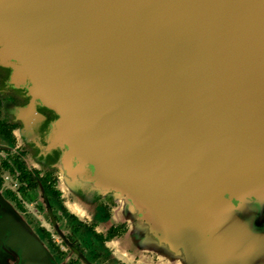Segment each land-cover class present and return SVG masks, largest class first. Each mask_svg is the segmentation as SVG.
<instances>
[{
	"label": "water",
	"instance_id": "obj_1",
	"mask_svg": "<svg viewBox=\"0 0 264 264\" xmlns=\"http://www.w3.org/2000/svg\"><path fill=\"white\" fill-rule=\"evenodd\" d=\"M0 69L74 210L160 264H264V0H0ZM0 264H50L1 194Z\"/></svg>",
	"mask_w": 264,
	"mask_h": 264
},
{
	"label": "flooded vegetation",
	"instance_id": "obj_2",
	"mask_svg": "<svg viewBox=\"0 0 264 264\" xmlns=\"http://www.w3.org/2000/svg\"><path fill=\"white\" fill-rule=\"evenodd\" d=\"M26 103L0 69V194L24 218L50 264H160L124 241L128 226L111 221V201L99 198L86 210H74V199L59 188L58 171L38 155L21 119L11 113Z\"/></svg>",
	"mask_w": 264,
	"mask_h": 264
}]
</instances>
